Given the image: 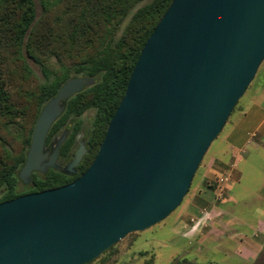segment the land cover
Wrapping results in <instances>:
<instances>
[{"label": "water", "instance_id": "obj_1", "mask_svg": "<svg viewBox=\"0 0 264 264\" xmlns=\"http://www.w3.org/2000/svg\"><path fill=\"white\" fill-rule=\"evenodd\" d=\"M264 61V0H172L139 53L88 168L72 183L0 203V264H88L182 203L211 143ZM68 79L41 110L20 172L38 169ZM81 160L80 149L64 167Z\"/></svg>", "mask_w": 264, "mask_h": 264}, {"label": "trees", "instance_id": "obj_2", "mask_svg": "<svg viewBox=\"0 0 264 264\" xmlns=\"http://www.w3.org/2000/svg\"><path fill=\"white\" fill-rule=\"evenodd\" d=\"M171 2L40 0L42 11L37 17L33 0H0V203L19 196L17 172L25 161L36 119L70 78L95 82L67 101L47 140L72 122L70 136L61 147V156L68 158L76 133L83 130L81 116L92 111L86 154L77 169L83 173L88 168L140 51ZM52 59L58 64L55 71ZM28 60L40 67L44 83L32 84ZM71 180L49 171L35 182L33 191L61 187Z\"/></svg>", "mask_w": 264, "mask_h": 264}, {"label": "rangeland", "instance_id": "obj_3", "mask_svg": "<svg viewBox=\"0 0 264 264\" xmlns=\"http://www.w3.org/2000/svg\"><path fill=\"white\" fill-rule=\"evenodd\" d=\"M33 1L38 17L42 11L40 0ZM27 64L33 73L32 84L44 83L45 78L40 67L30 60L27 61ZM50 65L53 71L58 68V64L53 59L50 61ZM92 117L93 113L91 111L86 112L81 117L85 132L90 128ZM263 117L264 61L259 67L253 82L231 112L220 134L211 143L204 155L181 205L163 222L145 231L127 235L114 245L110 252L102 254L90 264H222L219 256L213 255L214 257L211 259L212 255L210 254L212 253L205 251L198 243L189 244L186 241L184 242L183 237L171 232L170 225L206 170H211L214 173L209 174V180L203 184L205 188L209 189H212L213 178L216 174L222 175L229 171L227 165L213 161L214 157H222L228 147H260L252 155L250 153V156H247L246 151L241 155V160L244 161L239 167L242 179L238 186L240 188L238 192L244 197H249V192L261 186V192L264 195V181L261 183L263 169L255 166V163L259 165L264 163V129L260 131L259 135L249 137L257 121ZM236 168H238V165ZM257 264H264V262L260 260Z\"/></svg>", "mask_w": 264, "mask_h": 264}, {"label": "crops", "instance_id": "obj_4", "mask_svg": "<svg viewBox=\"0 0 264 264\" xmlns=\"http://www.w3.org/2000/svg\"><path fill=\"white\" fill-rule=\"evenodd\" d=\"M247 116V115H246ZM264 129V117L257 121L249 137H255ZM260 147H228L222 157H214L213 161L225 164L231 171V180L227 184L223 197L216 200L215 178L212 189L203 185L209 180L211 170H206L185 205L173 218L170 230L183 237V241L198 243L208 253L219 256L222 264H257L264 262V195L261 186L249 192V197L239 194L242 175L240 172L241 155L244 151L250 156ZM238 168L231 170L234 162ZM264 181V163L261 165ZM214 174V173H213ZM205 211H209L212 220L197 231L188 232L194 220ZM214 255V256H213Z\"/></svg>", "mask_w": 264, "mask_h": 264}, {"label": "flooded vegetation", "instance_id": "obj_5", "mask_svg": "<svg viewBox=\"0 0 264 264\" xmlns=\"http://www.w3.org/2000/svg\"><path fill=\"white\" fill-rule=\"evenodd\" d=\"M56 96V95H55ZM73 97V96H72ZM54 98V97H53ZM51 100V99H50ZM49 100V101H50ZM48 103V102H47ZM46 103V104H47ZM67 103V102H66ZM45 104V105H46ZM44 105V106H45ZM44 106H43V108H44ZM65 106H66V104H65ZM42 108V109H43ZM65 108V107H64ZM41 109V110H42ZM64 111V110H63ZM41 112V111H40ZM89 112V111H88ZM92 112V111H91ZM63 113V112H62ZM62 113H61V115H62ZM93 113V112H92ZM40 114V113H39ZM85 114V113H84ZM83 114V115H84ZM60 115V116H61ZM82 115V116H83ZM59 116V117H60ZM81 116V117H82ZM58 117V118H59ZM38 118V117H37ZM57 118V119H58ZM56 119V120H57ZM37 120V119H36ZM55 120V121H56ZM80 120H81V118H80ZM55 121L53 122V124L55 123ZM82 122V121H81ZM36 123V122H35ZM52 124V125H53ZM72 122H70V123H67V126L64 128V129H62V131L58 134V135H56V136H53L52 138H50L49 140H47V137H48V134H49V131H50V129H51V127H50V129H49V131H48V134H47V136H46V139H45V144H44V151L42 152V154H41V158H40V163L38 164V169L37 170H33L28 176H26V177H21L20 176V172H21V170H22V168H23V166H24V164H25V162H26V156H27V153H28V150H29V147H30V144H29V147L27 148V151H26V154H25V161H24V163L22 164V166H21V168L18 170V172H17V179H18V183H17V186H16V191H17V193H19V196L18 197H20V196H25V195H30V194H35V193H40V192H44V191H40V192H34L33 190L35 189V182L36 181H38V180H42L48 173H49V171H55V172H59V171H57V170H55V169H53V168H50L49 166H45L46 164H48L49 162H50V160H51V157L53 156V154H54V152H55V149H56V141H58V140H60L61 138H64V140H63V142H62V144L60 145V148H59V151H58V155H57V158H56V161H55V163H57V164H59L61 167H64V166H67L73 159H74V156H75V154L80 150V149H82L83 150V154H82V157H81V160H80V162L78 163V165L76 166V168H75V170L78 172V175H66V174H63V173H61V172H59V173H61V174H63V175H65V176H67V177H69V178H72V180L69 182V183H67V184H65V185H68V184H70V183H72L73 181H75L78 177H79V175L80 174H82V173H80L79 171H78V166H79V164L81 163V161L83 160V157L85 156V154H86V139H87V135H88V132H89V130H90V128H89V130L88 131H86L85 132V130H84V127H83V123H82V127H83V130L81 131V132H78V133H76V135H75V137H74V142H73V145H72V147H71V149H70V154H69V157L68 158H63L62 156H61V147H62V145L66 142V140L69 138V136H70V130H71V128H72ZM51 125V126H52ZM35 126V125H34ZM90 127H91V123H90ZM34 129V128H33ZM33 132V131H32ZM32 136V135H31ZM30 143H31V140H30ZM100 147V146H99ZM65 185H63V186H65ZM62 187V186H61ZM57 188H59V187H57ZM54 189H56V188H54ZM49 190H53V189H49ZM49 190H45V191H49ZM17 197V198H18Z\"/></svg>", "mask_w": 264, "mask_h": 264}, {"label": "built area", "instance_id": "obj_6", "mask_svg": "<svg viewBox=\"0 0 264 264\" xmlns=\"http://www.w3.org/2000/svg\"><path fill=\"white\" fill-rule=\"evenodd\" d=\"M237 167V162L235 161L232 166L231 170ZM231 180V171H227L222 175H217L215 178V197L216 200H220L223 197L224 191L226 189L227 184ZM212 220V215L209 211H205L201 214V216L194 220L192 226L189 228L188 232H195L199 228L205 226L208 222Z\"/></svg>", "mask_w": 264, "mask_h": 264}]
</instances>
